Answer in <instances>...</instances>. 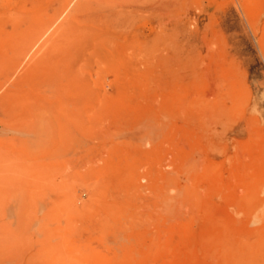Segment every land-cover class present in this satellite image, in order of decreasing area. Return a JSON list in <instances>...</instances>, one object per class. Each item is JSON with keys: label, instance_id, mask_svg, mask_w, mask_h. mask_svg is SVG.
I'll return each mask as SVG.
<instances>
[{"label": "rangeland", "instance_id": "1", "mask_svg": "<svg viewBox=\"0 0 264 264\" xmlns=\"http://www.w3.org/2000/svg\"><path fill=\"white\" fill-rule=\"evenodd\" d=\"M0 264H264V0H0Z\"/></svg>", "mask_w": 264, "mask_h": 264}]
</instances>
